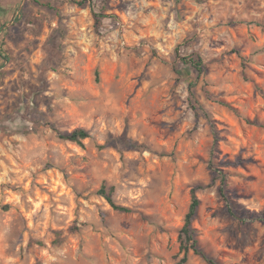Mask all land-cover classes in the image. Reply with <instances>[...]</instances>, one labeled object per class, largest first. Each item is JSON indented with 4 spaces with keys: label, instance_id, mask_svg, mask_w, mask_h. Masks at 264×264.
Here are the masks:
<instances>
[{
    "label": "rangeland",
    "instance_id": "obj_1",
    "mask_svg": "<svg viewBox=\"0 0 264 264\" xmlns=\"http://www.w3.org/2000/svg\"><path fill=\"white\" fill-rule=\"evenodd\" d=\"M0 4V264H264V0Z\"/></svg>",
    "mask_w": 264,
    "mask_h": 264
},
{
    "label": "trees",
    "instance_id": "obj_2",
    "mask_svg": "<svg viewBox=\"0 0 264 264\" xmlns=\"http://www.w3.org/2000/svg\"><path fill=\"white\" fill-rule=\"evenodd\" d=\"M18 6V5H17ZM0 14H3V9L0 4ZM104 16L97 15L95 16V22L97 24L100 23V21L103 19ZM4 26V24H0V30ZM181 61L185 62L186 64H189L193 69H195L198 73H201L203 71V64L201 58H181ZM89 133L84 129H76L70 133L66 134H60L59 138L70 142L75 143L78 145H81V142L87 138H89ZM221 182L222 185L226 182V178L224 174L221 175ZM197 188H193L191 190V201L188 208V211L184 218L183 226L181 227L179 233H178V243H179V254L182 255L181 260L179 261L180 264H184L187 261V256L190 252H192L194 255L201 258L206 264H219L214 258L208 256L205 254L200 247L198 246V241L196 238V231L192 227V223L194 219L196 218L197 209L199 207V200L196 196ZM99 195H101L108 204L117 211L121 212H127L128 209L124 208L122 206H117L113 199L112 194L114 193V187H110L108 190L105 186H101L99 189ZM220 193L223 198L226 199L225 190L223 188H220ZM77 229V228H74Z\"/></svg>",
    "mask_w": 264,
    "mask_h": 264
}]
</instances>
